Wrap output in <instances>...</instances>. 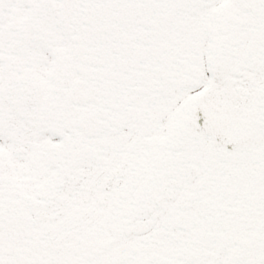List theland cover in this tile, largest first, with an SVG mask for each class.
Returning a JSON list of instances; mask_svg holds the SVG:
<instances>
[{
  "label": "snow or ice",
  "instance_id": "6c2138e0",
  "mask_svg": "<svg viewBox=\"0 0 264 264\" xmlns=\"http://www.w3.org/2000/svg\"><path fill=\"white\" fill-rule=\"evenodd\" d=\"M0 264H264V0H0Z\"/></svg>",
  "mask_w": 264,
  "mask_h": 264
}]
</instances>
